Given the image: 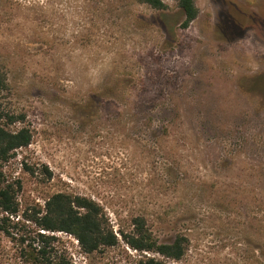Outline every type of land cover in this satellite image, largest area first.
Listing matches in <instances>:
<instances>
[{
	"label": "rangeland",
	"instance_id": "374dc122",
	"mask_svg": "<svg viewBox=\"0 0 264 264\" xmlns=\"http://www.w3.org/2000/svg\"><path fill=\"white\" fill-rule=\"evenodd\" d=\"M196 2L183 28L176 0H0L1 102L33 132L4 167L21 214L0 264H31L22 214L58 191L100 201L118 233L143 213L159 240L184 234L168 264H264V0ZM55 235L72 264L138 253Z\"/></svg>",
	"mask_w": 264,
	"mask_h": 264
},
{
	"label": "trees",
	"instance_id": "16d2710c",
	"mask_svg": "<svg viewBox=\"0 0 264 264\" xmlns=\"http://www.w3.org/2000/svg\"><path fill=\"white\" fill-rule=\"evenodd\" d=\"M139 1L156 10L167 7L166 0ZM176 1L185 16L182 27L187 28L199 15L197 0ZM8 85L6 73L0 66V232L6 234H10L11 218L19 217L20 220L21 203L20 185L9 180L4 167L19 148L28 146L33 139L30 127L11 128L12 123L24 121L25 116L5 111L1 94ZM22 216L30 222L28 228L23 223L19 234L25 246L23 253L26 261L31 264H72L58 254L55 233L61 231L76 237L89 257L105 254L124 242L138 252H128L130 256L135 255L130 264H168L166 259L179 260L187 250L188 239L184 234H178L172 241L159 240L143 213L132 216L129 231L120 229L118 233L110 223L106 207L86 195L58 191L50 195L44 205Z\"/></svg>",
	"mask_w": 264,
	"mask_h": 264
}]
</instances>
